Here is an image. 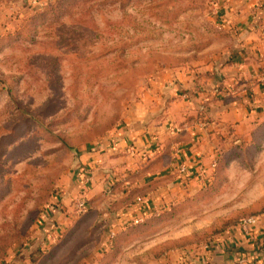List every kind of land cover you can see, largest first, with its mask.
<instances>
[{
	"label": "rangeland",
	"instance_id": "rangeland-1",
	"mask_svg": "<svg viewBox=\"0 0 264 264\" xmlns=\"http://www.w3.org/2000/svg\"><path fill=\"white\" fill-rule=\"evenodd\" d=\"M221 3L0 0V264H202L205 243L264 211V125L223 138L249 164L228 150L214 170H165L171 185L139 223L109 214V186L84 196L91 171L81 182L80 154L130 120L152 81L179 72L213 97Z\"/></svg>",
	"mask_w": 264,
	"mask_h": 264
},
{
	"label": "crops",
	"instance_id": "crops-1",
	"mask_svg": "<svg viewBox=\"0 0 264 264\" xmlns=\"http://www.w3.org/2000/svg\"><path fill=\"white\" fill-rule=\"evenodd\" d=\"M220 1L228 54L220 64L223 76L213 97L207 98L211 93L207 89L208 93L194 88L197 80L192 76L171 72L150 83L142 94L146 101L134 108L130 120L115 129L108 142L79 156L86 160L81 182L87 171L93 175L94 186L84 194L89 199L114 183L121 190L113 200L153 183L145 195L134 192L133 203L112 212L118 222H131L159 202L165 186L171 185L170 176L164 175L169 167L183 161L191 170L194 164L209 163L227 148L223 138L237 134L238 142L247 127L254 139L264 125V0ZM224 233L213 241L203 264H239L242 254L264 264V219L249 233L238 226Z\"/></svg>",
	"mask_w": 264,
	"mask_h": 264
},
{
	"label": "trees",
	"instance_id": "trees-1",
	"mask_svg": "<svg viewBox=\"0 0 264 264\" xmlns=\"http://www.w3.org/2000/svg\"><path fill=\"white\" fill-rule=\"evenodd\" d=\"M255 135H256V133H255ZM256 137H257V135H256ZM228 150H234L233 151V156L235 157V158H237V157H239L240 158V161H241V164H249L250 163V160L249 159H245L246 157H244L245 155L243 154V153H241V151L240 150H242V147L241 146H239L237 143H234V142H232L231 141V143L229 144V146L227 147V148H225L224 149V151H223V153H222V155H219V153L216 155V157H214V159L212 160V161H214V167H213V170L216 168V165H217V163L218 162H222L224 159L223 158H225V155H227V151ZM239 151H240V153H239ZM212 161H210L209 162V166H210V163L212 162ZM169 176V175H168ZM152 186H154L153 185V183H148L147 185H145V186H143V187H141V188H138V189H134L133 188V190H131L129 193H128V195H126V196H124V197H121L120 199H118V200H113V201H110L111 203L108 205V207H110V211L111 212H109V213H112L113 211H115V210H117L118 209V207H121L122 205H124V204H127V202L129 203H133L134 202V200H133V193L135 192V193H137L138 191H141L140 193H141V196H143V195H145L148 191L147 190H149V189H151V187ZM118 187V184L116 183H114L113 185H111L110 186V188L108 189V192L110 193V194H112V197L111 198H113V196H114V193H115V191H118L119 189L117 188ZM103 194V196H104V193H102ZM110 198V199H111ZM90 200V199H89ZM141 200H143V199H141ZM128 205V204H127ZM126 205V206H127ZM88 208L90 209V207L88 206ZM93 208H95V206H93ZM94 210H96V209H94ZM98 210V209H97ZM106 210H98V211H96L97 213H103V212H105ZM264 213V211L262 210V211H259V212H257V213H254V214H252V215H255V216H260V215H262ZM250 216V215H249ZM247 217V216H246ZM242 219V218H241ZM240 221V220H239ZM239 221H238V223H239ZM238 223H236L235 225H233L234 227H236L237 225H238ZM134 224V223H133ZM226 231V230H225ZM222 232H224V230L222 231ZM221 232V233H222ZM39 249L37 248V250H35V251H38ZM35 252H31V253H29L28 255H27V257H28V259L30 260V261H32V259H34L33 257H35Z\"/></svg>",
	"mask_w": 264,
	"mask_h": 264
},
{
	"label": "built area",
	"instance_id": "built-area-1",
	"mask_svg": "<svg viewBox=\"0 0 264 264\" xmlns=\"http://www.w3.org/2000/svg\"><path fill=\"white\" fill-rule=\"evenodd\" d=\"M213 167H214V161H212L210 163V168H213ZM185 170H186V167H184L182 165L180 167H178V171L181 172V173L184 172ZM200 170H201V174H202L203 167H199V172H200ZM203 171H205V170H203ZM84 179L85 180L91 179V176L90 175H88V176L84 175ZM145 214L146 213L143 212V215H145ZM262 219H264V213L262 215H260V216L250 215V216H247V217L241 219L240 222H239L238 227L241 229V231L243 233L246 234V233L250 232V228L251 227L256 225V223L258 221L262 220ZM139 221L141 222V218H135V219H133V221L131 223L135 224V223H139ZM213 245H214L213 241L204 244L203 248L205 249V255L206 256L209 253V251L213 248ZM184 255L185 254H183V260H185L184 259ZM206 256L202 257V259H201L202 264L205 262L206 259H204V258H206ZM199 262L200 261L191 262V263L187 262V263H184V264H199ZM238 263L239 264H259V261L257 259H250L248 257V255L242 254L238 258Z\"/></svg>",
	"mask_w": 264,
	"mask_h": 264
}]
</instances>
